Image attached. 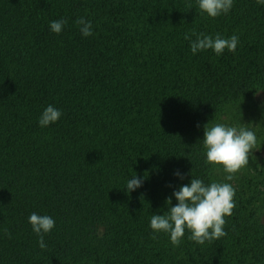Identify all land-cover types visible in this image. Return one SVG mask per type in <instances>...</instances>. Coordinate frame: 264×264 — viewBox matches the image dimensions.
Here are the masks:
<instances>
[{"label":"trees","instance_id":"trees-1","mask_svg":"<svg viewBox=\"0 0 264 264\" xmlns=\"http://www.w3.org/2000/svg\"><path fill=\"white\" fill-rule=\"evenodd\" d=\"M193 31L239 43L193 54ZM48 105L62 115L41 127ZM208 122L257 135L231 181L205 164ZM192 178L235 189L227 234L153 239L151 216ZM32 213L55 221L44 249ZM0 264H264V5L210 18L198 0H0Z\"/></svg>","mask_w":264,"mask_h":264},{"label":"clouds","instance_id":"clouds-1","mask_svg":"<svg viewBox=\"0 0 264 264\" xmlns=\"http://www.w3.org/2000/svg\"><path fill=\"white\" fill-rule=\"evenodd\" d=\"M257 4L264 5V0H256ZM189 9L192 8L188 4ZM233 7V0H198V8L201 14L216 18L221 14H227ZM67 20L61 18L50 22V30L60 34ZM75 23L80 27L84 37L93 35L92 24L83 17L78 18ZM196 39L192 40L191 36ZM185 40L190 41V49L193 54L211 49L216 55L223 54L227 49L235 52L239 43V37L232 35L230 38H222L216 34L215 38L203 33L185 34ZM61 111L48 105L39 117L41 127L49 126L59 120ZM203 147L206 150V165L222 167L226 173L225 179L231 181L235 174L242 168L248 166L249 156L257 146L256 133L245 124L241 126H228L215 123L211 126L209 122L204 125ZM175 175L183 179L179 172ZM143 184V179L135 174L127 181L126 190L130 193ZM172 196L177 203L172 206ZM172 196L165 201L168 210L162 215L153 214L150 219V228L155 233L164 232L169 234L173 246H179L186 230L190 232L188 237L197 244L203 245L205 241L212 242L220 239L227 233L224 231L225 217L231 216L235 207V189L230 183L211 182L205 184L201 179H191L190 184L179 187ZM29 223L33 232L39 237L41 249L46 247L44 235L49 233L55 226V221L48 215L32 213ZM7 234V230H5Z\"/></svg>","mask_w":264,"mask_h":264}]
</instances>
